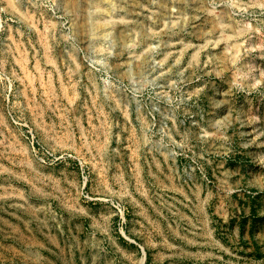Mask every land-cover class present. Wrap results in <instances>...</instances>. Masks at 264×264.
I'll list each match as a JSON object with an SVG mask.
<instances>
[{
	"label": "rangeland",
	"instance_id": "obj_1",
	"mask_svg": "<svg viewBox=\"0 0 264 264\" xmlns=\"http://www.w3.org/2000/svg\"><path fill=\"white\" fill-rule=\"evenodd\" d=\"M0 264H264V0H0Z\"/></svg>",
	"mask_w": 264,
	"mask_h": 264
},
{
	"label": "bare ground",
	"instance_id": "obj_2",
	"mask_svg": "<svg viewBox=\"0 0 264 264\" xmlns=\"http://www.w3.org/2000/svg\"><path fill=\"white\" fill-rule=\"evenodd\" d=\"M11 2H12V4H13V0H10ZM15 1V0H14ZM14 7V6H13ZM16 8V7H15Z\"/></svg>",
	"mask_w": 264,
	"mask_h": 264
}]
</instances>
